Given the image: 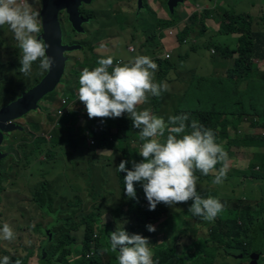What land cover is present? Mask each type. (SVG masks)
Returning a JSON list of instances; mask_svg holds the SVG:
<instances>
[{"label":"rangeland","instance_id":"374dc122","mask_svg":"<svg viewBox=\"0 0 264 264\" xmlns=\"http://www.w3.org/2000/svg\"><path fill=\"white\" fill-rule=\"evenodd\" d=\"M164 1L94 0L92 8L100 17L82 22L81 31L73 30L65 11L60 14L62 43L74 47L64 54L65 73L61 83L38 103L34 111L15 121L20 128L7 132L0 145L1 151L5 153L0 166L3 173L0 228L7 223L15 233V238L10 241L4 240L0 234V261L4 256H9L12 264L17 259L22 264H39L40 258L49 256L54 264H78V261L94 255V245L102 233L105 232L109 242V233L132 227L142 211H149L148 202L142 203L138 210L132 209L136 203L121 190L116 175L123 151H126V157L132 163V154L140 153L143 143L139 138V129L133 127L128 114L121 117L130 120L129 126H121L120 129L117 118L90 119L85 105L78 99L71 109L63 110L60 107L62 97L72 99L74 94L78 95L79 77L84 68L92 70L98 66L100 58L108 56L113 57V66L128 63L138 55L149 56L152 60L156 57L165 59L166 49L170 54L166 63L170 67H158L154 82L167 81L168 71L172 75L179 68L184 73L183 88H186L191 77L196 74L218 78L232 73L248 20L252 31H264V0H182L169 7ZM29 3L32 10L40 13L41 0H29ZM91 5H85L84 8L90 10ZM204 10L208 12L206 16H203ZM172 13L176 14L177 20L173 23L177 24L176 27L172 26L174 31L169 34L165 24L172 23ZM115 17L114 26L111 21ZM109 18L112 20L109 21ZM166 20L168 22H162ZM230 20L239 25L242 22L237 31L229 30L227 25L232 23ZM202 25L206 29L198 34ZM3 27L8 31L0 35V107L16 99L42 78L36 76L30 80L33 85L26 83L28 78L19 70L18 42L9 26ZM159 27H162L161 37L156 33ZM252 61L254 75L264 78V59ZM3 64L7 65L3 67ZM4 69H10L11 72ZM238 73L242 75L243 72ZM180 79L179 71L176 81ZM238 83L242 87L245 79L241 78ZM173 84H168L169 91L162 92L159 99L146 94L147 101L137 105V111L149 109L167 123L168 117L174 116L182 96L180 89L175 93L174 100L170 98ZM233 117L222 114L213 119L217 125L216 142L223 146L227 155L231 152L228 159L208 175L196 174L199 170L194 175L198 177L197 192L201 197L226 199L225 208L238 205L240 200L248 202L250 214L264 203V178H259L262 172H258L255 174L257 179L252 176L244 179L242 175H237L240 174L237 171H245L252 161L264 156V143L248 140L247 144H242L240 141L243 134L264 135V129L250 127V119L246 117L244 123L243 120L238 123ZM252 120L255 122V119ZM186 123L189 124V120ZM223 127L224 132L221 131ZM99 131L106 135L111 146L101 149L94 147L97 136H91V133L97 134ZM116 133H119L118 136H114ZM166 136L167 131L165 137L157 138L163 142ZM91 138L94 142H91ZM232 139H236L234 145L230 144ZM225 166L226 178L221 184L214 183L215 176ZM59 183H69L74 196L67 198L68 190H65L64 197L59 198L58 195L51 199L52 193H57ZM85 192L87 200H80ZM191 204V200L171 207L160 203L161 215H148L147 225L156 228L155 232L144 229L148 233L149 247L153 253L163 245L173 244L178 234L174 245L179 252L184 245L193 241L191 235L194 232L208 233L217 218L209 222L193 215L190 221L188 213L191 212ZM246 206L242 204L239 209L243 210ZM65 233L64 245L68 249L58 257L57 252L52 254L51 251ZM129 233L141 232L132 229ZM85 235L92 237L91 248L88 254L82 256ZM246 248L247 251L243 253ZM222 249L224 251L220 252V259L216 263L214 259L212 264H264V249L260 256L254 255L252 245H247L245 249ZM108 258L109 255H106L103 260Z\"/></svg>","mask_w":264,"mask_h":264},{"label":"clouds","instance_id":"9594fccd","mask_svg":"<svg viewBox=\"0 0 264 264\" xmlns=\"http://www.w3.org/2000/svg\"><path fill=\"white\" fill-rule=\"evenodd\" d=\"M4 25L9 26L18 42L19 70L23 75L31 74L36 61L42 72L51 69L55 61L46 55L49 45L36 35L41 31L40 13L32 10L29 0H0V26ZM97 64L92 70L84 68L79 77L78 100L85 105L88 117L119 118L127 113L143 141L139 153L143 159L133 161L131 169L126 167L125 160L117 167V171L126 173L123 178L126 195L136 199L134 185L140 183L149 211L160 203L171 207L191 200L189 211L193 215L209 222L214 220L224 205L218 198L201 197L197 192L198 177L194 175L196 170L208 175L218 162L228 159L223 146L216 142L214 131L196 120L187 124V114L170 116L166 123L149 109L137 111V105L147 101L146 94L159 97L169 91L166 82H154L158 66L149 56L138 55L115 66L113 57L108 56L100 58ZM188 128L191 130L187 131ZM166 131V139L161 142L157 137H165ZM225 178L226 166L219 170L214 183L221 184ZM146 228L149 232L156 231L151 224ZM0 234L4 240L15 238L7 223L0 228ZM108 241L111 251L118 252V264H156L147 237L122 228L109 233ZM0 264H12V260L4 256ZM14 264L22 261L17 259Z\"/></svg>","mask_w":264,"mask_h":264},{"label":"trees","instance_id":"16d2710c","mask_svg":"<svg viewBox=\"0 0 264 264\" xmlns=\"http://www.w3.org/2000/svg\"><path fill=\"white\" fill-rule=\"evenodd\" d=\"M166 6L169 7L168 0L164 1ZM178 6V5H177ZM176 6V7H177ZM86 14H83L82 12ZM89 9L80 8V15L86 19L90 16L88 13ZM92 13V11H91ZM208 14L207 11L204 10V15ZM92 16L96 19L99 18L100 15L96 12L92 14ZM247 16V15H245ZM170 20L172 23L165 24L167 28V33L174 31L172 26L176 27L177 23H173L176 21L177 17L176 14L170 16ZM112 20L109 18V21ZM232 21V20H230ZM162 22H168L162 21ZM233 23V24H232ZM231 24L227 25L230 31H237L242 22L239 24L234 23L232 21ZM111 25H116V17L114 20L111 21ZM246 29L244 36L241 37L239 42V57L235 61L234 68L231 71L232 73L225 74L218 78H214L211 76H199L193 75L191 77V81L185 90L182 92V96L179 98V102L177 104L175 114L182 115L187 114L189 116V125L191 124L192 120L198 121L202 124L205 128H210L214 131L216 136V128L217 125L213 123V119L218 117L222 114H230L234 115V119L238 120L240 123L244 117L250 119L249 124L250 127L258 129H264V78L263 77H256L254 75V68H251L253 59H264V31H252L250 26V21L248 20L245 24ZM162 27L158 28L157 36L161 37V29ZM206 27L204 25L201 26L200 30L197 32L198 34H202L205 31ZM164 56L165 59L161 58H154L153 61L157 64L159 68H168L170 67L169 63H166V60L169 59V51L164 49ZM180 57V53H179ZM157 67V68H158ZM238 72H243L240 75ZM166 77V75H164ZM164 78V77H163ZM241 78L245 79V83L242 87L238 86V81ZM166 82L169 84L168 78L166 77ZM159 83V82H157ZM157 99H159L157 97ZM156 110V109H155ZM24 116V115H23ZM22 116V117H23ZM21 118V117H20ZM118 119V127L121 129V126L127 127L129 126L128 119L124 117H119ZM116 119V120H117ZM255 119V122L252 120ZM244 123V120H243ZM190 129V128H188ZM16 130V129H15ZM124 130V129H123ZM13 131V130H12ZM221 131H225V128L221 129ZM10 132V131H9ZM119 133H116L114 136H118ZM244 137L240 141L242 144H247L248 140H252L258 142V144L264 143V135L261 134H243ZM90 137V135L88 134ZM91 136H97L95 138V145L94 147H98L101 149L105 146H111V142L108 141L106 135L102 132H98L97 134L91 133ZM111 139L113 137H110ZM94 142L93 138H91ZM236 139H232L230 144L234 145ZM1 150V148H0ZM231 152H228L230 155ZM134 155V156H133ZM133 161L140 162L143 158L139 155V152L133 153ZM4 158V157H3ZM0 160V166L2 164V160ZM128 161L126 167L131 169L132 163L129 162L128 158L126 157V151H123V156L119 160ZM224 162V161H223ZM223 162H218L214 169L220 167ZM259 162V165H257ZM257 166V168L255 167ZM255 167V169H251ZM240 174H237L239 177L242 175L245 179L246 176H252L253 179H257L256 173L262 172L259 175V178H264V156L259 158L258 161H252V163L248 166V169L245 171L238 170ZM196 174H202L199 171L195 172ZM61 174V173H60ZM116 175L119 180V187L121 190L125 191V184H124V176L126 173L119 172L116 169ZM3 173L0 168V189H1V182H2ZM243 179V180H244ZM58 181V178H57ZM69 184V183H68ZM67 183H60L57 186V193L54 192L51 195V199L56 198L59 195V198L64 197L63 193L65 190H68L67 198L70 197L72 188ZM136 199L130 198L136 203L132 209L138 210L141 204H146L148 201L146 200L143 188L140 183H136ZM242 196H239L240 198ZM48 199V197H44ZM131 201V202H133ZM221 203L224 205L226 199H220ZM242 204H246L247 206L240 210L239 206ZM249 203L238 201V205L232 206L230 208H225L221 213L218 214L216 217L217 219L213 223L212 227L208 231L207 234L205 232L203 234H199L198 232H194L191 235L193 241L190 244H186L182 247V249L178 252L176 251V247L174 243L176 242L178 235L173 239V244L171 245H163L156 251L153 255V260L156 264H212L214 259H216L220 252L224 250L222 248H244L247 245H252L254 248V255L257 256L262 254L264 249V203L259 205V209L253 211L252 213H248ZM146 205V209H147ZM161 205L158 204L154 211L141 212L140 216L137 217V223L132 227H127L126 231H131L132 229H137L141 233L140 235L147 237L148 233L144 230L147 225V220L149 219L148 215H161L162 209ZM187 213V211H186ZM190 221L193 219L192 212H189ZM182 219L180 223H182ZM188 225V224H187ZM91 224L89 230H91ZM189 229V228H188ZM219 229V230H217ZM46 234L45 232H43ZM256 238V239H255ZM92 237L89 235L84 236L83 247H82V256H85L90 251L91 245L90 240ZM253 240V241H251ZM66 241V233L62 235L60 241L56 243L51 253L58 254V257L63 254V252L68 249L65 248ZM58 244V245H57ZM220 247V248H219ZM95 251L94 255L86 260L78 261V264H118V253L113 252L110 249V244L107 242V237L105 232L102 233L101 238L95 243L94 245ZM249 249V247H248ZM243 251V250H242ZM247 251V248L244 252ZM60 254V255H59ZM109 255L107 260H103L104 256ZM216 255V256H215ZM39 264H54L53 259L49 256H44L39 259ZM245 264V263H243Z\"/></svg>","mask_w":264,"mask_h":264},{"label":"water","instance_id":"95a60500","mask_svg":"<svg viewBox=\"0 0 264 264\" xmlns=\"http://www.w3.org/2000/svg\"><path fill=\"white\" fill-rule=\"evenodd\" d=\"M91 0H41L40 22L42 31L38 39H43L49 48L46 55L54 58V64L49 71L32 87L24 91L16 99L0 107V145L9 131L19 129L20 125L15 121L37 108L38 102L55 90L60 83L64 70V52L74 48L72 45L62 43V30L60 25V14L65 11L67 20L75 31H81V23L86 21L80 15V8ZM182 0H168V4L176 5ZM83 3V4H82ZM5 153L0 150V160Z\"/></svg>","mask_w":264,"mask_h":264},{"label":"crops","instance_id":"0c3cea01","mask_svg":"<svg viewBox=\"0 0 264 264\" xmlns=\"http://www.w3.org/2000/svg\"><path fill=\"white\" fill-rule=\"evenodd\" d=\"M147 1H148V0H147ZM7 31H8V30L4 29L3 26H0V35H1L2 33H6ZM36 35L38 36V34H36ZM1 38H2V36H0V39H1ZM18 52L20 53L19 48H18ZM9 59H10V61H11V58L7 57V60H9ZM5 62H9V61H6V60H5ZM5 65H7V64H3V67H4ZM38 65H39V61H36V62L33 63L31 74L28 75V76H26V77L28 78V79H26V83H27V84H32V83L30 82V80L35 79L36 76H43V75L45 74L44 72H42V71L39 69V66H38ZM4 70L11 72L10 69H4ZM179 71H180V73H181V79H180L179 81H176L177 76L179 75ZM165 75H166V74H165ZM183 75H184V73H183L182 70H180L179 68L176 69V70L174 71V74H172V75L170 74V70L168 71V76H167L168 81H169L170 85L174 83V84L172 85L171 96H170V98H172V100H174L173 97H176V96H175V93H176V92L180 91V89H182V92L185 90V88H183V84H184V81H183ZM196 75H197V74H196ZM197 76H199V75H197ZM175 81H176V82H175ZM32 85H33V84H32ZM33 111H34V110H33ZM59 184H60V183H59ZM59 184H58V185H59ZM70 196H71V197L74 196L72 192H71V195H70ZM87 198H88V195L86 194V192L83 193V194L80 196V200H83V199L87 200ZM219 259H220V255L215 259V263L218 262Z\"/></svg>","mask_w":264,"mask_h":264},{"label":"built area","instance_id":"2783aa9c","mask_svg":"<svg viewBox=\"0 0 264 264\" xmlns=\"http://www.w3.org/2000/svg\"><path fill=\"white\" fill-rule=\"evenodd\" d=\"M169 34H171L170 32H168ZM132 50L133 48L130 47ZM78 99V95L77 94H74V96L72 97V99H69L68 96L66 97H62L61 99V103H60V107L63 109V110H67V109H71L72 108V105L77 101ZM91 142L92 139H91Z\"/></svg>","mask_w":264,"mask_h":264},{"label":"flooded vegetation","instance_id":"af4514ba","mask_svg":"<svg viewBox=\"0 0 264 264\" xmlns=\"http://www.w3.org/2000/svg\"><path fill=\"white\" fill-rule=\"evenodd\" d=\"M94 0H92V1H90L89 3H85V4H83L82 5V7L81 8H84L85 7V5H91V3L93 2ZM86 9V8H85ZM90 10L92 11V13H91V11H89L88 13L90 14V17L89 16H86V17H88V19H93L94 20V17L92 16V14L95 12L94 11V9L92 8V5H91V7H90ZM64 12V11H63ZM83 14H86L84 11L82 12ZM101 13V12H100ZM67 15V14H66ZM84 17V16H83ZM60 25H61V30H62V22H60ZM74 30V29H73ZM75 31V30H74ZM62 36V35H61ZM64 44V43H63ZM65 45H69V44H65ZM64 54H65V52H64ZM65 56V55H64ZM66 60V59H65ZM46 73V72H45ZM64 73H65V70H64ZM64 75V74H63ZM43 77V76H42ZM62 80V79H61ZM60 83H61V81H60ZM59 83V84H60Z\"/></svg>","mask_w":264,"mask_h":264}]
</instances>
